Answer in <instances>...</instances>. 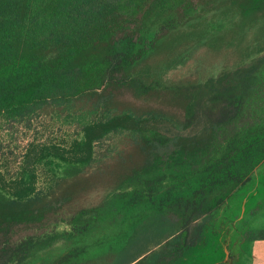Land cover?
Returning <instances> with one entry per match:
<instances>
[{"label":"trees","instance_id":"16d2710c","mask_svg":"<svg viewBox=\"0 0 264 264\" xmlns=\"http://www.w3.org/2000/svg\"><path fill=\"white\" fill-rule=\"evenodd\" d=\"M262 21L264 0H0V264H119L156 222L175 234L133 264H175L221 231L205 218L264 163V54L205 80L152 70ZM50 122L71 140L41 141Z\"/></svg>","mask_w":264,"mask_h":264},{"label":"rangeland","instance_id":"374dc122","mask_svg":"<svg viewBox=\"0 0 264 264\" xmlns=\"http://www.w3.org/2000/svg\"><path fill=\"white\" fill-rule=\"evenodd\" d=\"M207 23L214 32L220 28H226L230 25L223 20L221 15H210ZM167 49L162 50V54ZM263 49V50H262ZM262 50L261 52H259ZM260 54H264V21L252 29L243 30L242 37L237 42L230 45L211 46L205 40L195 43L186 49L177 52L167 60H161L152 70V74L161 81L179 80L181 78L194 77L199 80H205L209 76H216L224 69H231L235 66L249 61ZM48 128L39 135L41 141L48 139L55 142L64 143L71 140L73 129L68 126H61L59 123H49ZM20 141V140H18ZM20 143L24 144L25 140ZM14 148L15 152H22L23 148ZM12 157L9 158L10 165ZM43 171L40 172L38 185L41 186L45 180ZM255 190L256 196L248 195L243 203L242 197H245L249 188H241L229 200L228 204L217 211L215 214L206 217V222L211 224L224 219L227 215V221L223 222V227L219 232H213L212 235L206 236L199 247L195 248L193 261L189 264L215 263L224 256V244H219V240L232 236L234 240L238 236H244L245 239L251 240V236L264 232V163L261 164L255 172ZM240 200V201H239ZM252 212L249 207L251 202L257 201ZM132 242L127 246L124 253L120 256L119 264H133L137 259L151 254L163 242L175 234V229L170 225L153 224L151 227L145 225ZM218 243V244H217ZM188 261V260H187ZM180 262V261H179ZM177 262V263H179ZM190 262V261H189ZM184 263V262H183ZM188 264V262H185ZM222 263V262H221ZM219 264V263H218Z\"/></svg>","mask_w":264,"mask_h":264},{"label":"crops","instance_id":"0c3cea01","mask_svg":"<svg viewBox=\"0 0 264 264\" xmlns=\"http://www.w3.org/2000/svg\"><path fill=\"white\" fill-rule=\"evenodd\" d=\"M250 191H254L252 194L248 192L245 197H242L243 203H246L245 198L248 195L256 196L257 192L254 189ZM248 199V198H247ZM240 201V200H239ZM257 201L251 202L249 207L250 212H252L256 206ZM224 244V258L216 261L215 263L219 264H264V240L263 239H251L246 240L244 236L239 235L238 239L234 240L232 236L223 239V241L219 240V244ZM217 243V244H218ZM199 247V246H198ZM226 248V249H225ZM194 248L185 251L183 257L180 258L179 263L175 264H186L185 262L191 263L193 261V255L196 254L194 252ZM188 260V261H187ZM190 261V262H189ZM184 262V263H183ZM222 262V263H221ZM198 264H208L207 262Z\"/></svg>","mask_w":264,"mask_h":264}]
</instances>
